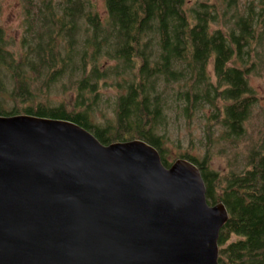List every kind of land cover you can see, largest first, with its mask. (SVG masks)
Listing matches in <instances>:
<instances>
[{
    "label": "trees",
    "instance_id": "16d2710c",
    "mask_svg": "<svg viewBox=\"0 0 264 264\" xmlns=\"http://www.w3.org/2000/svg\"><path fill=\"white\" fill-rule=\"evenodd\" d=\"M104 1L105 18L90 0H18L20 38L0 27V117L67 120L106 146L141 140L166 168L190 161L208 205L228 212L218 263L264 264V134L241 170L211 166L216 146L225 154L247 133L250 78L264 76V0ZM107 87L117 92L113 102L103 97ZM182 125L190 147L168 162L166 145Z\"/></svg>",
    "mask_w": 264,
    "mask_h": 264
},
{
    "label": "water",
    "instance_id": "95a60500",
    "mask_svg": "<svg viewBox=\"0 0 264 264\" xmlns=\"http://www.w3.org/2000/svg\"><path fill=\"white\" fill-rule=\"evenodd\" d=\"M199 169L73 122L0 117V264H219Z\"/></svg>",
    "mask_w": 264,
    "mask_h": 264
},
{
    "label": "rangeland",
    "instance_id": "374dc122",
    "mask_svg": "<svg viewBox=\"0 0 264 264\" xmlns=\"http://www.w3.org/2000/svg\"><path fill=\"white\" fill-rule=\"evenodd\" d=\"M95 11L99 14L100 17L105 18V1L104 0H90ZM192 2V1H190ZM0 27L4 29V32L8 38L13 40H18L21 35V10L18 0H0ZM250 84L256 93V104L254 110L252 111V117L247 123V133L244 138H242L231 150L226 148L225 154L219 155V146H216L213 150V155L211 159V166L215 170L227 171L234 166L236 169L241 170L243 162V157L246 154L248 147L258 139L259 133L264 134V76L262 78L253 77L250 78ZM104 99L108 98L109 101L113 102L116 98V90L111 87H107L101 90ZM71 94H69L70 96ZM55 98L60 100V96L56 95ZM68 99V98H66ZM74 96H70V102L72 103ZM111 108L104 109V112L107 116L111 114ZM96 116V115H95ZM97 117V116H96ZM96 118V122H98ZM184 125L178 130V135L175 137L176 128L171 132V142H168L166 147L168 149L167 161L171 162L178 158L180 153H184L189 149V139L186 137L187 131ZM192 130L193 137V147L199 144L198 142V125L197 122H194L190 125ZM198 129V130H197ZM174 141H178V144H175ZM193 154L197 157L201 154L198 150L193 151ZM228 162H231L228 167Z\"/></svg>",
    "mask_w": 264,
    "mask_h": 264
}]
</instances>
